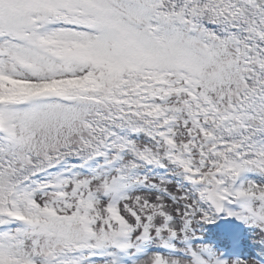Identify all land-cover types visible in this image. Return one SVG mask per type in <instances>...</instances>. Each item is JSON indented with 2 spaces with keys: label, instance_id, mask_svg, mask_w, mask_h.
Instances as JSON below:
<instances>
[{
  "label": "snow or ice",
  "instance_id": "snow-or-ice-1",
  "mask_svg": "<svg viewBox=\"0 0 264 264\" xmlns=\"http://www.w3.org/2000/svg\"><path fill=\"white\" fill-rule=\"evenodd\" d=\"M0 264H264V0H0Z\"/></svg>",
  "mask_w": 264,
  "mask_h": 264
}]
</instances>
